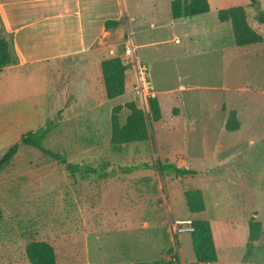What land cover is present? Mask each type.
<instances>
[{
    "label": "rangeland",
    "instance_id": "1",
    "mask_svg": "<svg viewBox=\"0 0 264 264\" xmlns=\"http://www.w3.org/2000/svg\"><path fill=\"white\" fill-rule=\"evenodd\" d=\"M258 1L260 8L249 6L247 18L264 36L255 20L264 14V0ZM218 10L211 4L206 15L193 18L212 38L196 45L175 42L168 30L141 27L139 20L131 26L158 120L148 118L149 100L142 108L134 80L122 97L105 102L97 67L91 101L80 102L77 85L76 102L62 115L48 111L51 128L42 144L57 158L20 145L0 169V264H29L25 247L34 241L54 248L56 264H194L190 234H175L172 224L196 217L221 235L225 249H217L214 264H264V42L236 47ZM173 32L184 34V24ZM121 60L130 65V59ZM127 104L144 112L149 139L113 146L112 109L121 107L122 125ZM232 110L240 128L229 133L224 124ZM2 142L0 159L19 141ZM158 163L196 174L160 173ZM132 166L138 169L121 173ZM188 189L203 194L205 211L198 216L186 212ZM252 215L262 233L244 262Z\"/></svg>",
    "mask_w": 264,
    "mask_h": 264
},
{
    "label": "crops",
    "instance_id": "2",
    "mask_svg": "<svg viewBox=\"0 0 264 264\" xmlns=\"http://www.w3.org/2000/svg\"><path fill=\"white\" fill-rule=\"evenodd\" d=\"M172 1L0 0V37L8 42L10 54L15 59L14 64L0 71V141L15 143L25 132L36 131L33 127L45 125L51 116L48 111L60 107L59 84L65 77L72 79L69 80L74 90L72 104L76 102L77 85L84 95L80 102L91 101L87 96L94 94L92 85L96 67L101 77L103 60L120 57L128 41L135 49L130 29L137 20L141 21V27L147 25L157 31L168 30L175 42L182 40L186 45H196L207 41L210 37L207 28L198 27L202 22L193 19L207 13L175 20L170 10ZM207 1L209 8L213 4L218 5L219 10L237 6L247 9L251 3V0ZM107 22L117 25L106 28ZM182 24L184 34L173 32ZM128 70L130 79L125 84V91L134 80L132 67ZM253 217L256 219L255 215ZM214 228L211 224L216 251L225 249L221 235Z\"/></svg>",
    "mask_w": 264,
    "mask_h": 264
},
{
    "label": "trees",
    "instance_id": "3",
    "mask_svg": "<svg viewBox=\"0 0 264 264\" xmlns=\"http://www.w3.org/2000/svg\"><path fill=\"white\" fill-rule=\"evenodd\" d=\"M253 8L258 10L260 3L258 0H251ZM171 16L173 19L195 17L209 12V4L207 0H174L170 4ZM217 18L219 22H229L232 29L233 43L236 47H246L264 42V36L258 31L254 30L248 22L247 9L242 6L231 7L218 11ZM258 24L264 27V14H259V18L255 17ZM117 25L116 22L105 23L106 28L110 25ZM15 63V59L11 56L8 42L0 37V71ZM131 65L125 64L120 58L105 59L100 64V72L103 83L105 98L107 100H115L121 97L125 92V84L129 81L130 76L128 69ZM71 76V75H70ZM71 77H65L61 80L60 87V107L55 111L56 116L70 107L73 103L74 90L69 83ZM126 108L129 110V115L124 124L119 123L117 114L121 110L120 106L112 109L111 116V135L110 143L113 146L128 145L133 143H142L149 139V132L147 128L144 112L135 107L133 104H127ZM149 116L158 120L160 118V109L158 103L154 99H149ZM50 120L47 121L46 127L36 131H28L23 134L19 142L8 149V151L0 159V169L7 165L15 156L20 145L37 149L42 153L50 154L53 158H57L55 154H51L43 147V141L46 139L50 131ZM240 123L237 120L236 112L234 110L228 113L224 124L226 132L232 133L238 131ZM138 167H127L121 170V173L128 174ZM156 169L160 173H171L176 177L195 175L196 172L188 167H175L173 165H163L158 163ZM85 170V169H84ZM94 173L95 169H87ZM114 172L109 173L108 176L113 175ZM186 212L190 216H198L205 211V204L203 194L199 189H188L183 193ZM194 232L190 234L192 250L195 258L194 264H213L217 261V253L214 245L212 229L210 223L200 217L192 220ZM262 224L254 217L248 221V242L246 244V253L244 255V262L248 261L255 249V244L261 237ZM25 255L29 264H56V254L54 248L46 243L40 241L30 242L25 247Z\"/></svg>",
    "mask_w": 264,
    "mask_h": 264
},
{
    "label": "built area",
    "instance_id": "4",
    "mask_svg": "<svg viewBox=\"0 0 264 264\" xmlns=\"http://www.w3.org/2000/svg\"><path fill=\"white\" fill-rule=\"evenodd\" d=\"M134 47L131 41H128L124 46V50L120 59H130V65L134 71V92L142 103V108L147 106L148 100L154 97V91L148 80V67L145 64L139 63L134 57ZM110 55H114L113 51H109ZM151 97V98H150ZM172 230L175 234H191L194 232L191 220H175L172 224Z\"/></svg>",
    "mask_w": 264,
    "mask_h": 264
},
{
    "label": "water",
    "instance_id": "5",
    "mask_svg": "<svg viewBox=\"0 0 264 264\" xmlns=\"http://www.w3.org/2000/svg\"><path fill=\"white\" fill-rule=\"evenodd\" d=\"M130 264H135V263H130Z\"/></svg>",
    "mask_w": 264,
    "mask_h": 264
}]
</instances>
